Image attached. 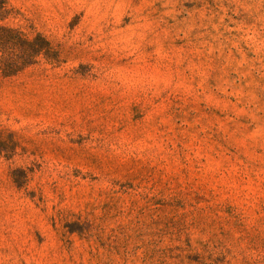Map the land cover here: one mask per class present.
Here are the masks:
<instances>
[{
  "label": "rangeland",
  "instance_id": "374dc122",
  "mask_svg": "<svg viewBox=\"0 0 264 264\" xmlns=\"http://www.w3.org/2000/svg\"><path fill=\"white\" fill-rule=\"evenodd\" d=\"M6 10L0 264H264V0Z\"/></svg>",
  "mask_w": 264,
  "mask_h": 264
},
{
  "label": "trees",
  "instance_id": "16d2710c",
  "mask_svg": "<svg viewBox=\"0 0 264 264\" xmlns=\"http://www.w3.org/2000/svg\"><path fill=\"white\" fill-rule=\"evenodd\" d=\"M6 0H0V21L7 17ZM40 41L48 46V42L41 36H36L33 41H25L19 38L18 33L10 28L0 26V71L3 77L16 75L24 68L34 64V58L43 53V48L35 46ZM18 48V54L15 58L9 56V53Z\"/></svg>",
  "mask_w": 264,
  "mask_h": 264
}]
</instances>
